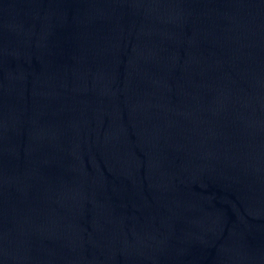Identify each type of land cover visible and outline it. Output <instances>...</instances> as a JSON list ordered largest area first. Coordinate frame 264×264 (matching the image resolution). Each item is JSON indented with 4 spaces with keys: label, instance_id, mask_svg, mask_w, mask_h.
I'll list each match as a JSON object with an SVG mask.
<instances>
[{
    "label": "water",
    "instance_id": "1",
    "mask_svg": "<svg viewBox=\"0 0 264 264\" xmlns=\"http://www.w3.org/2000/svg\"><path fill=\"white\" fill-rule=\"evenodd\" d=\"M75 264H264V81L157 171Z\"/></svg>",
    "mask_w": 264,
    "mask_h": 264
}]
</instances>
